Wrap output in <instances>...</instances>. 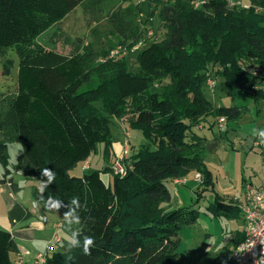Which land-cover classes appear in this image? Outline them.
I'll return each instance as SVG.
<instances>
[{"label": "trees", "instance_id": "trees-1", "mask_svg": "<svg viewBox=\"0 0 264 264\" xmlns=\"http://www.w3.org/2000/svg\"><path fill=\"white\" fill-rule=\"evenodd\" d=\"M84 1L0 0L3 75H12L14 56L19 63L16 92L0 95L2 181H10L7 177L12 175L9 145L20 144L15 171L38 182L45 180L43 168L56 173L43 193H33L35 200L45 206L51 195L69 205L79 197L87 208L80 210L81 247L44 255L39 264H179L177 237L199 219L200 212L195 208L165 212L161 206L171 200L166 182L199 172L202 192L213 194L207 209L241 217V209L223 202L214 190V176L197 152L196 144L202 149L206 141L194 135V144L190 143L188 134L202 119L238 123L250 112L247 106L215 107L206 98L205 70L210 64L220 67L217 73L228 87H238L249 92L254 103H264V89L255 88L241 66L243 61L264 66V0H249L247 9L235 10L227 0H207L199 8L193 7L195 0H159L166 37L139 53L137 74L117 57L94 64L96 53L90 45L66 56L37 42ZM116 21L117 33L125 36L127 24ZM159 80H167V88L162 94L151 92ZM114 118H124L150 143L125 161L123 176L113 175L109 166ZM100 145L106 168L71 176L74 168L98 153ZM261 149L264 156V143ZM105 172L113 176L111 184L104 182ZM200 199L199 195L195 204ZM46 209L62 215L65 211L53 210L50 204ZM25 217L19 207L9 214L11 221ZM84 236L95 241L88 255L83 252ZM16 251L12 234L0 229V264H13ZM69 254L74 261H66Z\"/></svg>", "mask_w": 264, "mask_h": 264}, {"label": "rangeland", "instance_id": "rangeland-1", "mask_svg": "<svg viewBox=\"0 0 264 264\" xmlns=\"http://www.w3.org/2000/svg\"><path fill=\"white\" fill-rule=\"evenodd\" d=\"M204 1L207 0H195L192 5L194 8H199ZM227 1L231 10L247 9L250 6L249 0ZM158 2L159 0H86L62 22L42 34L37 42L49 51L67 56L82 53L84 46L90 45L96 53L94 64L116 54L131 73L137 74L139 53L152 43L162 42L166 37V29L158 15L160 9ZM116 19H122L127 24L125 36L117 33ZM137 35H139L138 40L135 39ZM14 60L12 75L6 77L3 75L4 58L0 56V95H11L16 92L19 63L15 56ZM241 66L251 75L254 87L264 89V66L247 61H243ZM219 69V66L210 64L205 70V74L209 77L208 81L216 84L214 89L204 86L206 98L215 107L247 106L250 112L238 123L220 122L214 117L202 119L192 126L188 141L193 143L194 135L206 141L201 143L202 149L196 144L199 148L197 152L214 176L215 192L223 202L233 203L241 208L248 187L258 186L264 182V156L261 154V143L258 136L253 135L254 130H264V103H254L249 92L235 86L228 87L224 78L217 73ZM167 86V80L155 81L151 92L162 94ZM100 105L96 103L97 107ZM112 122L114 141L123 145L121 158L118 157L110 168L115 175L113 167L117 163L123 165L134 152L150 143L140 131L130 129L124 118H114ZM21 153L20 144L9 145V169L23 193L20 196L29 193L27 195L33 201L34 189L31 182L29 185L26 183L21 185L19 179L24 177L17 176L13 167L17 164ZM94 159L90 171H103L105 164L103 157L96 154ZM84 165V162L80 163L70 175L80 177L87 174L89 169L84 171ZM110 176L113 179L111 174ZM102 178L106 184H109V173H102ZM202 182L203 175L195 171L182 179L166 182L171 200L161 207L165 212L179 208H195L200 212L199 219L193 225L184 228L177 237L180 244L179 264H227V259L244 238L245 227L241 217L228 218L216 215L207 209L214 199L211 192H202ZM2 185L0 182L1 187ZM42 185V182H39L34 186L41 189ZM198 194L201 199L195 204ZM32 201H29V204ZM2 206L0 204V208ZM240 234L242 236H239Z\"/></svg>", "mask_w": 264, "mask_h": 264}, {"label": "crops", "instance_id": "crops-1", "mask_svg": "<svg viewBox=\"0 0 264 264\" xmlns=\"http://www.w3.org/2000/svg\"><path fill=\"white\" fill-rule=\"evenodd\" d=\"M113 145L109 166H112L115 160L120 157L123 148L121 142L117 143L114 141ZM103 149L104 146L100 145L97 155L99 154V156L103 157ZM94 158L95 155H92L84 162V171L91 170L90 165L94 162ZM106 165L105 163L104 169ZM0 175V182L3 184L2 187L0 186V204L3 205L0 208V229L11 233L16 242L17 251L11 255L13 264H37V258L41 254L49 256L56 252L67 251L69 229L64 220V215L46 209L42 202L35 199L32 201L30 196L27 195L29 193L20 196L23 193L20 186L16 183L13 173L7 177V179H11L10 181H2L4 179V171L0 167ZM17 176L24 177L19 179L21 185L24 183L29 185L31 182L34 192H41L37 186H34L39 183L38 181L26 178L22 172H17ZM109 179V184H111L113 179L110 174ZM29 201H32V203L29 204ZM16 207L21 208L26 213V217L12 222L9 214ZM73 228H79L80 232L82 230L81 224L73 225ZM51 245L52 247H50Z\"/></svg>", "mask_w": 264, "mask_h": 264}, {"label": "built area", "instance_id": "built-area-1", "mask_svg": "<svg viewBox=\"0 0 264 264\" xmlns=\"http://www.w3.org/2000/svg\"><path fill=\"white\" fill-rule=\"evenodd\" d=\"M112 57L118 58L116 54ZM125 171L124 165L115 167V174L119 176ZM240 209L244 240L227 259V264H264V182L248 187ZM43 257V254L38 256L37 264Z\"/></svg>", "mask_w": 264, "mask_h": 264}, {"label": "clouds", "instance_id": "clouds-1", "mask_svg": "<svg viewBox=\"0 0 264 264\" xmlns=\"http://www.w3.org/2000/svg\"><path fill=\"white\" fill-rule=\"evenodd\" d=\"M253 135L258 136L260 143H264V130H254ZM41 176L45 178V180L42 181L44 187L40 189L41 193H43L48 185L54 183L56 179V173L51 168H43L41 170ZM49 204L51 205V209L56 211H60L62 208L65 209L63 215L69 229V234L67 235L68 253H71L73 249L80 248L81 232L79 228H73V225H79L81 223L80 210L83 209L84 211H87V208L84 205H81L79 197H73L69 205H64V203L58 198L50 195L47 198L45 207L47 208ZM94 243L95 241L92 237H83L82 247L85 255L90 254V250ZM74 259L75 257L71 254L66 257V261H74Z\"/></svg>", "mask_w": 264, "mask_h": 264}, {"label": "bare ground", "instance_id": "bare-ground-1", "mask_svg": "<svg viewBox=\"0 0 264 264\" xmlns=\"http://www.w3.org/2000/svg\"><path fill=\"white\" fill-rule=\"evenodd\" d=\"M208 86H209V88H214V87H215V83L212 82V81H208ZM223 121H224L223 119L220 120V122H223ZM120 158H121V157H120ZM120 158H119V159H120ZM125 158H126V157H125ZM119 159H118V160H119ZM118 160H117V161H118ZM114 165H115V164H114ZM116 166H121V167H122V164L117 163V164L113 167V168H114V174H115V167H116ZM115 175H118V174H115ZM37 260H38V258H37ZM44 261H45V257H43L39 263H43ZM39 263H38V264H39Z\"/></svg>", "mask_w": 264, "mask_h": 264}]
</instances>
